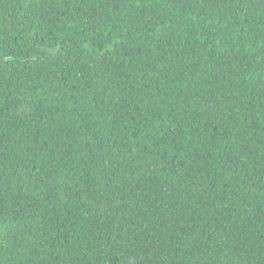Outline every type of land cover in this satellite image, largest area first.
Returning a JSON list of instances; mask_svg holds the SVG:
<instances>
[{"label":"trees","instance_id":"16d2710c","mask_svg":"<svg viewBox=\"0 0 264 264\" xmlns=\"http://www.w3.org/2000/svg\"><path fill=\"white\" fill-rule=\"evenodd\" d=\"M0 264H264V0H0Z\"/></svg>","mask_w":264,"mask_h":264}]
</instances>
